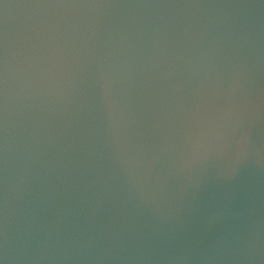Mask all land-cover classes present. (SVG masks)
<instances>
[{"label": "water", "instance_id": "water-1", "mask_svg": "<svg viewBox=\"0 0 264 264\" xmlns=\"http://www.w3.org/2000/svg\"><path fill=\"white\" fill-rule=\"evenodd\" d=\"M0 261L264 264V0H0Z\"/></svg>", "mask_w": 264, "mask_h": 264}, {"label": "snow or ice", "instance_id": "snow-or-ice-1", "mask_svg": "<svg viewBox=\"0 0 264 264\" xmlns=\"http://www.w3.org/2000/svg\"><path fill=\"white\" fill-rule=\"evenodd\" d=\"M2 55H3V46H2V42H0V84H2V67H3ZM0 111H2V100H0ZM0 264H5V262L0 261Z\"/></svg>", "mask_w": 264, "mask_h": 264}]
</instances>
